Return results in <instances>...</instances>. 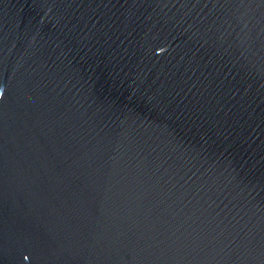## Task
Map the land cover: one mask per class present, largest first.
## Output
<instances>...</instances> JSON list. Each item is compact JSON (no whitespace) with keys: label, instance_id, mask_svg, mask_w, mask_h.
I'll return each mask as SVG.
<instances>
[{"label":"water","instance_id":"obj_1","mask_svg":"<svg viewBox=\"0 0 264 264\" xmlns=\"http://www.w3.org/2000/svg\"><path fill=\"white\" fill-rule=\"evenodd\" d=\"M0 264H264V0H0Z\"/></svg>","mask_w":264,"mask_h":264}]
</instances>
